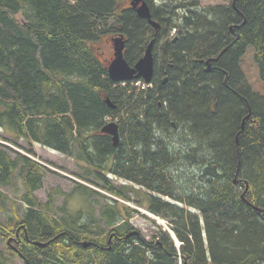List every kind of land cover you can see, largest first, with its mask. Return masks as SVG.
<instances>
[{
  "label": "trees",
  "instance_id": "1",
  "mask_svg": "<svg viewBox=\"0 0 264 264\" xmlns=\"http://www.w3.org/2000/svg\"><path fill=\"white\" fill-rule=\"evenodd\" d=\"M145 1L158 30L130 0H0V130L77 156L100 183L83 180L118 198L129 201L108 174L139 186L140 206L171 232L147 241L116 200L99 217L91 207L88 219L56 220L53 195H36L46 168L35 152L1 143L0 212L12 216L0 238L17 245L0 264L10 254L23 264H264V90L240 68L252 47L264 85V0ZM117 37L130 66L154 40L151 87L110 79ZM109 119H119L117 146L102 133ZM18 181L22 216L2 190ZM79 189L100 206L99 191Z\"/></svg>",
  "mask_w": 264,
  "mask_h": 264
},
{
  "label": "rangeland",
  "instance_id": "2",
  "mask_svg": "<svg viewBox=\"0 0 264 264\" xmlns=\"http://www.w3.org/2000/svg\"><path fill=\"white\" fill-rule=\"evenodd\" d=\"M232 1L233 0H198L200 7L229 5ZM187 2H189V0L184 1V3L186 4ZM174 3L176 4L179 2L169 1V4H174ZM155 4L156 6H161L162 4H164V1L156 0ZM181 11L184 10L182 9L178 10L180 14ZM110 22L111 19L109 20L108 23ZM175 35H176V30H173L171 33V37H174ZM108 51H109V55L113 58V54H114L113 43L112 45L110 44V49ZM240 68L249 86L255 92L262 93L264 90V85L262 80L260 79L259 69L255 64L254 49L252 47H249L246 50V53L243 59L241 60ZM125 85L126 84H123L122 86ZM131 87L144 89L143 83L140 82L132 83ZM118 120L112 121L111 119H109V122H117ZM12 139L13 138L8 133H5L3 130H0V144L2 143L5 146H9L15 152L28 156L33 160H34V155L32 156L30 150L34 151L38 163L46 168V170L44 171L45 177L43 180L44 183L43 189L37 191L36 195L44 203L48 201L50 194L53 195L54 211L52 213V216L56 220H61L63 217H67V216H69L72 219H76L79 217H84L88 219L89 214H87V212L91 210V207H92V211L94 210L95 215L99 217V212L101 209L100 207L108 205L114 202V200H116L117 202L120 203V206L122 208L123 206H127L129 208L128 213L131 214V217L129 218L130 224L133 226L135 230L139 231L141 236L144 237L147 241L150 242L153 239V237L157 235L159 227L163 228V230L165 231L170 230L168 227L169 226L168 222L166 220L160 218L158 221L156 218L158 216L156 217H154L155 215L152 216V214L149 211H147L146 209L142 208V206H140L141 198L137 197V193L131 190V188H134L135 191L139 190L141 193H146V191L140 189L139 186L134 185L133 183L126 181L124 179H120L117 176L108 174L107 179L112 184V186H114L116 189L126 194V196L129 197V201L122 198H118L83 180L84 177H87L90 180H94V182L100 183V181L97 180V178L95 177L96 175L94 174L93 170L88 166V164L83 163V161L77 159V156H74V158H69L49 148H45L36 143L29 144L24 140H18L17 142L14 141L16 143L14 144ZM78 182L82 184H87L86 186L91 185V188L93 190L99 191L102 194L101 196L98 195L94 196V199L100 202V206H95L93 204H90V200L89 201L87 200L88 196L82 190L79 189L75 191L76 184ZM16 185L17 187L15 188L5 187L2 188V190L6 194H8L12 199H14V201L17 202V209L19 215L22 216L23 213L22 211L24 209L22 207L23 206L22 203L18 199L19 195L22 192V189L19 181L17 182ZM8 211L10 212L11 215L9 213L4 214L3 212H0L1 227H3L2 226L3 224L5 225L9 223V219L12 216V213L10 209ZM108 229H107V233L110 232V230ZM169 232H171V230ZM172 236L174 237L173 234ZM12 237L14 236H11L9 239L0 238V252H4L5 254H8L9 253L7 249L8 244L16 249L17 243L16 244L14 243L15 242L14 239L13 242H10V239H12ZM175 241L177 242L176 239ZM177 245H179L178 242ZM10 256L12 257L9 260L10 264H23L20 261L18 255L16 256L14 254L12 256V254H10Z\"/></svg>",
  "mask_w": 264,
  "mask_h": 264
},
{
  "label": "water",
  "instance_id": "3",
  "mask_svg": "<svg viewBox=\"0 0 264 264\" xmlns=\"http://www.w3.org/2000/svg\"><path fill=\"white\" fill-rule=\"evenodd\" d=\"M130 5L136 11L137 15L142 19H147L154 29L158 30L160 28V24L152 20L151 10L145 0H131ZM112 43L114 54L108 68L110 79L115 83L143 79L145 83L150 84L154 74V59L152 54L154 40L149 43L145 55L134 66H130L125 58V39L123 37H117L112 40ZM107 103L114 108L110 101H107ZM102 133L112 137L114 146L119 144L120 135L117 123H108L102 129Z\"/></svg>",
  "mask_w": 264,
  "mask_h": 264
},
{
  "label": "bare ground",
  "instance_id": "4",
  "mask_svg": "<svg viewBox=\"0 0 264 264\" xmlns=\"http://www.w3.org/2000/svg\"><path fill=\"white\" fill-rule=\"evenodd\" d=\"M156 30V29H155ZM109 68V67H108ZM132 83H135V80L134 81H132ZM123 84H126V83H123ZM87 244V243H86ZM88 246V245H87Z\"/></svg>",
  "mask_w": 264,
  "mask_h": 264
},
{
  "label": "built area",
  "instance_id": "5",
  "mask_svg": "<svg viewBox=\"0 0 264 264\" xmlns=\"http://www.w3.org/2000/svg\"><path fill=\"white\" fill-rule=\"evenodd\" d=\"M144 86H147V85H144Z\"/></svg>",
  "mask_w": 264,
  "mask_h": 264
}]
</instances>
